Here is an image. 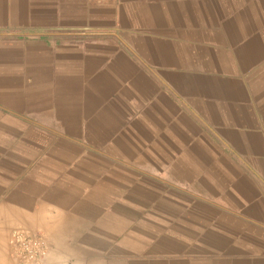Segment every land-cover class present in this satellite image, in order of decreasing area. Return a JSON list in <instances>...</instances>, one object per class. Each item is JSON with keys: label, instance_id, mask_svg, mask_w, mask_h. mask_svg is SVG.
<instances>
[{"label": "crops", "instance_id": "obj_1", "mask_svg": "<svg viewBox=\"0 0 264 264\" xmlns=\"http://www.w3.org/2000/svg\"><path fill=\"white\" fill-rule=\"evenodd\" d=\"M264 264V0H0V264Z\"/></svg>", "mask_w": 264, "mask_h": 264}, {"label": "built area", "instance_id": "obj_2", "mask_svg": "<svg viewBox=\"0 0 264 264\" xmlns=\"http://www.w3.org/2000/svg\"><path fill=\"white\" fill-rule=\"evenodd\" d=\"M112 2L115 0H98ZM12 245L14 255L21 264H44L49 255L46 240L42 234H32L26 231H16L13 234Z\"/></svg>", "mask_w": 264, "mask_h": 264}]
</instances>
